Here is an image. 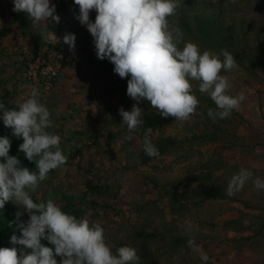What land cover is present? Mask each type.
<instances>
[{
  "label": "rangeland",
  "instance_id": "rangeland-1",
  "mask_svg": "<svg viewBox=\"0 0 264 264\" xmlns=\"http://www.w3.org/2000/svg\"><path fill=\"white\" fill-rule=\"evenodd\" d=\"M180 1L185 9L190 8L185 0ZM206 1L207 5H216L218 0ZM234 2L236 21L242 19L246 24H238L235 44L228 48L235 53L238 67L222 74L231 82L229 94L243 93L244 101L230 117L213 120L204 100L212 99L199 91V81L194 80L192 91L198 97L200 114L187 121L162 117L149 103L139 106L144 115L166 119L151 133L155 145L168 138L176 141L165 154L143 163V132L139 130L130 140L125 139L128 132L118 122V115L115 118L123 84L113 71L114 65L97 58L93 37L76 18L79 6L73 0H52L61 23L58 28H53V23L48 25L57 40L49 36L41 47L40 27L32 23L25 28L15 19L12 0H0V30L9 31L0 37V101L6 109L18 110L31 87H36L41 101L52 112L53 127L49 131L60 135V146L67 156L65 165L50 170L34 191L28 190L33 200L39 203L52 199L64 211L71 204L78 212L70 213L78 218L88 214L90 221L103 226L113 251L118 248L116 241L122 240L138 253L150 256L155 264H202L199 253L187 243L193 239L209 256L208 264H239V255L232 251L252 239L240 236L249 207L237 206L242 202L239 191L227 194L231 172L221 171L228 166L223 152L237 145L238 132L251 126L255 116L264 117V0ZM95 15L91 10L90 19L94 21ZM66 33L76 36L74 52L63 42ZM184 38L198 43L190 35L184 34ZM59 44L61 50L56 51L53 47ZM50 47L57 52L62 68L52 85L46 87L42 81L28 80L24 69L35 54ZM200 135H206V141L192 139ZM77 150L81 154L74 156ZM19 159L22 166L33 169L35 162L28 161L24 153ZM88 183L101 185V191L91 192ZM8 203L24 212L15 201ZM27 219L24 213L21 220ZM256 225L254 229H258Z\"/></svg>",
  "mask_w": 264,
  "mask_h": 264
},
{
  "label": "clouds",
  "instance_id": "clouds-1",
  "mask_svg": "<svg viewBox=\"0 0 264 264\" xmlns=\"http://www.w3.org/2000/svg\"><path fill=\"white\" fill-rule=\"evenodd\" d=\"M13 11L24 12L33 24L40 27V35L48 40L57 37L49 30L50 23H59L56 4L52 0H12ZM79 6L76 17L93 37L96 56L107 59L114 73L127 79V95L136 103L130 111L121 107V124L132 135L145 124L139 103L147 101L162 117L187 121L197 111L198 97L192 91V81H199V91L208 93L216 108L207 114L213 120L231 116L244 101L243 93L229 94L231 82L227 73L238 67L235 56L226 49L219 52L201 50L198 43L185 40L184 32L172 17L179 0H73ZM95 10L94 21L90 11ZM76 36L66 33L63 42L69 51L75 50ZM41 93L31 87L29 97L19 104L18 110H9L0 101V120L22 139L19 150L28 161L35 162V170L22 166L17 156L9 155L11 140L0 137V210L6 202H16L24 212H17L15 232L10 237L13 247H0V264H139L135 247L123 245L113 251L105 239V229L92 222L88 214L77 217L64 211L52 199L37 203L30 195L50 170L67 162L59 134L49 131L53 127L52 112L40 99ZM153 129L143 130V151L158 156L159 149L151 139ZM253 178L250 169L242 168L232 175L227 187L229 196L242 190ZM252 182L264 191V178ZM27 213L26 221L19 218ZM11 224V222H10ZM46 240L50 246L42 243ZM189 247L200 255L202 264L210 258L193 239ZM59 257V260L57 259Z\"/></svg>",
  "mask_w": 264,
  "mask_h": 264
},
{
  "label": "trees",
  "instance_id": "trees-1",
  "mask_svg": "<svg viewBox=\"0 0 264 264\" xmlns=\"http://www.w3.org/2000/svg\"><path fill=\"white\" fill-rule=\"evenodd\" d=\"M208 2L209 1L206 0H202L201 2L198 0H185V4L191 5L190 8L185 9V5L180 1L178 4L177 12H175V14L169 19L172 22L177 23L183 30L184 34H187L188 36L190 35L192 38H194L198 42L201 49H210L217 52H219L221 49H226L234 55L235 53L228 48L232 47L235 44V39L238 36V24L244 25L246 24V22L242 19L236 21V8L234 0H230L229 2L228 0H218L216 5H207ZM194 4L196 5V7H194ZM189 10H197V12L190 14ZM14 14L16 21L21 22L25 28H28L33 23L32 20L28 17V15L24 12H15ZM60 23L61 21H59V23H53V28H55V26L58 28ZM8 33V30H0V37L6 36ZM45 41V39L40 37L38 40V44L40 46L44 45ZM48 42L50 44L49 46H52L53 42ZM53 48L56 51H60L61 45L59 44V46H54ZM241 53L242 51H240V54ZM37 55L35 54L33 59L36 58ZM128 78L130 77H119L123 84V93L122 101L120 102V108L123 107L127 111L128 106L130 108V106L132 107V105L136 103V101L130 98L126 92ZM204 100L208 102L206 112L209 108H216L214 101L210 99ZM145 103L149 102L142 101L139 103L138 106H142ZM233 113H235V111H233ZM117 115L119 117L118 122L121 123L122 117L119 115V111H117L115 118L117 117ZM143 118L145 120V124L141 126L140 130H142V132L147 127H151L153 130H155L161 127V125L166 122V119H157L150 113L145 114ZM125 130L126 132H128L126 126ZM0 137H8L11 140V148L9 151V155L17 156L18 159L21 158V154L23 152L19 150V144H21L23 141L22 139L16 138L12 133V129L6 127L3 124L2 120H0ZM206 138V135L192 137L193 140L200 141H206ZM175 143L176 141L170 138L159 141L156 144L159 149V155L165 154L173 145H175ZM79 154H81V151L77 150L74 156H77ZM155 157L156 156H148L144 153L142 162L148 163ZM0 162H4L3 158H0ZM31 162L34 163V161ZM31 170H35V165ZM101 189V185H94L93 183H88V190L93 193H98L101 191ZM65 210L69 213L76 212L77 214L78 212V210L74 209V206L71 204L68 205ZM17 212V208L8 202H6L4 208L0 210V247H13L12 243L10 242V237L14 232L15 234L19 235V232L16 228ZM19 219L21 220V217ZM173 240L176 239L172 238V241ZM43 242L44 240H42V243ZM44 244L46 243L44 242ZM116 244L117 247L128 245L125 241L122 240H117ZM48 245L49 244H47L46 246ZM49 246L51 247L52 245ZM138 255L140 256L139 264H155L150 258V256L144 253H138Z\"/></svg>",
  "mask_w": 264,
  "mask_h": 264
},
{
  "label": "crops",
  "instance_id": "crops-1",
  "mask_svg": "<svg viewBox=\"0 0 264 264\" xmlns=\"http://www.w3.org/2000/svg\"><path fill=\"white\" fill-rule=\"evenodd\" d=\"M253 122L251 126H246L238 132L236 146L224 150L223 160L228 166H224L221 171L229 170V177L242 168L253 172V178H250L238 193L242 202H238L237 206L249 207L245 209L249 215H245L243 233L240 236L252 238L242 248L238 247L236 251H232L239 255V264H264V191L257 190L252 182L255 177L264 178V117L257 115ZM250 222L252 228L249 227ZM254 225L258 229H254ZM238 226L242 227V224ZM233 233L235 234V230Z\"/></svg>",
  "mask_w": 264,
  "mask_h": 264
},
{
  "label": "built area",
  "instance_id": "built-area-1",
  "mask_svg": "<svg viewBox=\"0 0 264 264\" xmlns=\"http://www.w3.org/2000/svg\"><path fill=\"white\" fill-rule=\"evenodd\" d=\"M60 21H61V16ZM62 68V64L57 57V52L48 48L44 53L40 52L36 58L31 59L26 63L24 74L30 81H42L47 87L52 85V81L56 79Z\"/></svg>",
  "mask_w": 264,
  "mask_h": 264
}]
</instances>
